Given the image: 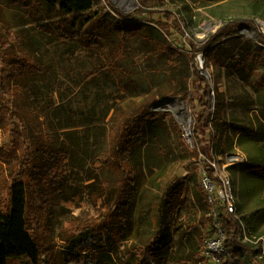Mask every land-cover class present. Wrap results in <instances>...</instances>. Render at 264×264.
<instances>
[{"label":"trees","instance_id":"1","mask_svg":"<svg viewBox=\"0 0 264 264\" xmlns=\"http://www.w3.org/2000/svg\"><path fill=\"white\" fill-rule=\"evenodd\" d=\"M105 1L120 19L114 18L99 0H13L37 26L29 28L24 37L11 32L13 42L19 47L14 52L10 51L3 29H0V131L12 139L11 148L0 145V165L14 162L13 168L0 172V264L51 262L53 244L46 208L55 196L63 193L62 167L66 164L67 151L58 146L49 132L52 128L51 106L45 109L36 101L41 88L52 92L48 79L54 72L60 70L68 76L70 70H74L72 61L65 59L72 49V54H98L97 62L87 71L89 87L85 85L90 92L89 99L94 103L101 97L103 83L117 88L120 95L139 96L138 91L152 88L154 77L164 73L158 67L143 71L138 61L128 58L131 39L141 37L154 46L155 57L167 69L165 74L180 85L174 98L187 103L192 110L197 107L199 110L194 126V147L185 143L175 118L148 108L150 104L129 108L123 115L114 112L109 121L107 147L100 160L103 170L101 196L114 194L115 201L111 204L106 197L99 217L67 227L61 241L68 244L72 252H69V258L63 254L64 264L79 262L90 252L92 264H198L201 261V240L185 257L174 259L171 223L165 219L155 221L145 208H139L138 213L133 214L139 195L133 165L143 150L162 143L156 136L168 125L164 118L170 119L171 127L177 133L181 154L193 159L202 156L203 175L217 183L220 178L210 163L215 157L230 153L236 141L257 145L258 155L240 162L239 169L243 176L264 185V34L258 26L253 21L226 23L202 48H195L191 42L188 51L178 45L179 38L185 37L180 18L174 17L171 23H165L156 15L157 11L124 13L110 0ZM30 2L34 3L33 7ZM97 6L98 9L93 11ZM144 15L149 16L143 18ZM184 21L191 24L187 19ZM245 25L255 30L256 38L247 39L241 35L239 30ZM53 39L58 42L54 52L47 46L55 44ZM26 41L30 44L25 47L38 50L39 57L22 47ZM46 47L49 50L45 51ZM200 52L204 53L205 66L214 68L210 75L213 85L197 68L196 58ZM178 57L183 61L181 69L176 68ZM224 68L228 76L245 82L253 90V102L246 103L239 98L233 102L235 107H255L253 124L237 125L229 120L228 101L219 88V72ZM190 84L202 87V93L195 94L189 89ZM164 95L161 92L153 95V103H159ZM207 132L210 136L206 141ZM37 172L43 181L39 187L35 182L40 179L32 177ZM195 192L196 202L208 212L210 204L202 184L195 186ZM191 203V198L185 197L177 204V210ZM35 214L38 227L33 231ZM255 214L243 219L248 220ZM135 217L138 220L134 225ZM221 218L227 251L221 257V264H264L258 258V248L240 238L239 220L224 213ZM252 229L255 232V228ZM132 239L136 240L135 245L122 248L121 245Z\"/></svg>","mask_w":264,"mask_h":264},{"label":"rangeland","instance_id":"2","mask_svg":"<svg viewBox=\"0 0 264 264\" xmlns=\"http://www.w3.org/2000/svg\"><path fill=\"white\" fill-rule=\"evenodd\" d=\"M110 1L116 8L125 12L126 7H122L118 0ZM99 2L100 5L105 6L106 10L111 11L105 0H99ZM29 4L30 7L34 5L32 2ZM37 8L40 7L37 6ZM97 9L98 6L93 11ZM133 10L157 11L158 14L156 15L163 18L165 23H171L174 17L180 18L181 27L182 24L185 25L184 31L188 32V37L179 38L178 45L188 51L191 50L189 43L194 42L195 48H202L210 36L216 33L220 27L234 21H244L245 24L253 21L258 26L259 31L264 34V0H223L219 2L214 0H138L133 6ZM111 13L114 18L120 19L116 13L112 11ZM147 16L149 15L142 17L148 18ZM186 19L191 22L190 25L184 21ZM30 20L24 9L14 3L13 0H0V29H3L11 52L19 49L16 47L17 42H13L14 36L11 32L15 36H26L29 28H37ZM107 20L108 18H106ZM240 33L244 38H253V32L250 28H242ZM26 42L22 47L28 48L34 56L39 57L40 52L38 50L30 46L25 47L30 44L29 41ZM52 42L55 44L47 46L54 52L58 42L54 39ZM130 43L131 52L128 58L138 61L143 71L158 67L164 72L154 77L152 88H148L145 92L138 91L139 96L136 94L120 95L117 88H111L103 83L101 97L94 103L93 99H89L90 92L85 89V85L89 87L90 81H88L87 71L97 62L98 54L93 52L72 54L74 49L65 55V59L72 61V69L74 70H70L68 76L60 70L54 72L52 78L48 79L49 86H52V92L42 88L41 91L37 92V105L45 109L51 106L52 109V128L49 131L47 127V131L53 135L58 146L67 151L66 164L62 167V172L64 171L63 193L59 197L55 196L50 207L46 208L50 218V234L53 244L49 264H64L63 254H66L65 256L68 258L71 257L68 254L72 252V249L64 241H61L69 225L93 221L99 217L103 203L107 201L106 197L111 204L115 201L114 194L101 196L103 170L100 160L107 147V136L110 130L109 121L114 112L115 115H123V112L129 108L150 104L148 108L163 111L175 118L180 125L179 131L185 143L189 147H194V126L199 107L192 110L191 106L185 103L184 106L188 115L182 112L181 102L175 109L173 102L167 98L177 97L175 94L181 87L177 82H172L170 75L165 74L167 69L155 57L154 46L141 37L132 38ZM48 48L46 47L45 51L49 50ZM262 48H264L263 45ZM203 54L200 52L196 58V65L200 72V56ZM175 64L177 69H181L183 61L178 57ZM171 70L170 68L169 71ZM203 70L205 72L201 74L210 85H213L212 80L208 79L207 75H211L214 68H207L203 64ZM219 88L225 93L228 101L229 120L237 125H250L256 121L253 105L242 108L240 106L235 107L233 103L237 98L246 103L253 102L255 95L248 84L236 77L231 78L227 74V69L224 68L219 72ZM189 89L195 94L202 93V87L199 85L190 84ZM159 92L165 94V98L159 101L164 103L162 107L158 106V101L153 103V95ZM211 104L214 105V95H212ZM156 106L158 107L155 108ZM189 116L191 122L187 123L186 119ZM164 120L168 123L167 131L166 128H161L156 136L162 145L147 147L149 149L143 150L140 158H136L133 165L137 174L136 185L139 190V195L136 197L137 202L135 201L133 207V214H137L139 208H145L148 210V215L155 221L165 219L168 224L171 223L173 232L171 254L172 258L179 259L185 257L198 246L207 228V212L196 202L195 192V186L202 184L203 172L200 167V160H203V157L200 156L199 159L185 158L180 152L177 133L171 127L170 119L164 118ZM209 136L210 133L207 132L205 134L206 141ZM11 143V137L0 131V145L9 149ZM229 155L235 159L231 161ZM256 155H258L257 145L251 142L238 143L236 141L230 153L219 155L214 160L217 174L231 181L237 213L249 229L251 238H257L264 234V185L243 176L239 169V163ZM13 167L14 162L0 165V172L5 168ZM32 177L34 179L41 178L39 172L33 174ZM41 182H43L41 179L35 182L37 187ZM185 197L191 198L193 203L177 210V204H180ZM251 213L256 214L250 215L248 220L243 219ZM37 217L35 214L33 231L38 227ZM137 220L135 217L134 225ZM252 227L255 228V232ZM127 243L121 245L122 248L135 245L136 240L132 239ZM89 254L84 255L81 261H74L69 264H92L90 259L92 253ZM43 258L47 261L45 256Z\"/></svg>","mask_w":264,"mask_h":264},{"label":"built area","instance_id":"3","mask_svg":"<svg viewBox=\"0 0 264 264\" xmlns=\"http://www.w3.org/2000/svg\"><path fill=\"white\" fill-rule=\"evenodd\" d=\"M138 0H118L119 4L125 8V12L132 13L133 6ZM185 25L182 24L184 31ZM189 31V30H188ZM185 32V31H184ZM185 32V37L187 36ZM188 135V134H187ZM233 161L234 157H229ZM215 168V163L210 162ZM219 176V175H218ZM220 183H217L205 174L202 177V187L207 195L210 204V210L207 212V228L201 245V261L198 264H221V257L225 256L227 251L225 247V233L221 214L235 218L241 223L240 238L258 248V258L264 260V236L251 238L249 229L245 226L242 219L239 217L236 208V200L233 193L231 181L226 177L219 176ZM251 235V234H250Z\"/></svg>","mask_w":264,"mask_h":264},{"label":"water","instance_id":"4","mask_svg":"<svg viewBox=\"0 0 264 264\" xmlns=\"http://www.w3.org/2000/svg\"><path fill=\"white\" fill-rule=\"evenodd\" d=\"M126 13H128V12H126ZM244 28H250L252 30V32H253V34H252L253 38H256V32H255V30L252 27H250L248 25H245ZM241 30H242V28L239 31L241 32ZM204 62H205L204 56L201 55L200 56V65H201V73L202 74H203V72H205L203 70V64H204ZM207 77L209 79L210 78V75L208 74ZM167 100H171L173 102L174 106H175V109L177 108L178 103H179V99L178 98H168ZM181 104L184 105L185 102H181ZM158 106L159 107H162V106H164V103L159 102L158 103ZM158 106H156L155 108H157ZM212 106H213V104H212ZM229 157H231V156L229 155Z\"/></svg>","mask_w":264,"mask_h":264},{"label":"bare ground","instance_id":"5","mask_svg":"<svg viewBox=\"0 0 264 264\" xmlns=\"http://www.w3.org/2000/svg\"><path fill=\"white\" fill-rule=\"evenodd\" d=\"M182 112L185 113V115L187 114L184 105H182ZM187 115H188V114H187ZM186 121H187V123H190V122H191V118H190V116L186 119Z\"/></svg>","mask_w":264,"mask_h":264}]
</instances>
